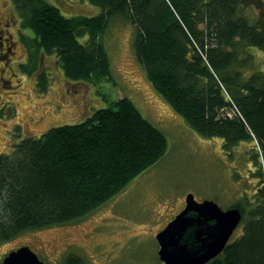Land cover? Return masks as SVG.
I'll return each instance as SVG.
<instances>
[{
	"label": "trees",
	"instance_id": "trees-1",
	"mask_svg": "<svg viewBox=\"0 0 264 264\" xmlns=\"http://www.w3.org/2000/svg\"><path fill=\"white\" fill-rule=\"evenodd\" d=\"M16 1L31 6L23 27L35 50L76 82L111 80L103 35L114 19L127 21L143 73L185 124L226 151L251 145L260 189L231 206L242 211L240 234L206 264H264V71L245 75L249 48L264 51V0H88L99 12L87 17H64L45 0ZM250 7L258 10L252 21ZM83 119L0 154V243L84 218L167 151L166 137L127 97ZM65 264L83 262L68 256Z\"/></svg>",
	"mask_w": 264,
	"mask_h": 264
},
{
	"label": "rangeland",
	"instance_id": "rangeland-1",
	"mask_svg": "<svg viewBox=\"0 0 264 264\" xmlns=\"http://www.w3.org/2000/svg\"><path fill=\"white\" fill-rule=\"evenodd\" d=\"M45 1L56 6L64 17H87L99 12L88 0ZM27 4L0 0V26L10 34L13 27L21 29L31 16V6ZM244 12L251 21L258 16L254 7ZM4 22L10 26L6 28L1 24ZM21 31L26 34L29 53L17 45L14 57L9 56L13 62L0 64V154L10 152L22 138L38 137L50 127L80 122L92 111L113 107L123 97L163 133L167 151L84 218L22 233L0 243V263L11 250L27 245L46 264H65L68 256L79 258L83 264H165L157 256L155 235L178 214L187 194L196 201H214L222 210L244 198L253 200L261 179L256 177L258 168L255 170L251 158V145L239 142L226 151L219 138L200 136L187 126L143 73L133 52L135 30L127 21L114 19L105 30L103 42L112 77L97 83L67 80L49 55L45 59L41 56L42 64H37L36 45L27 36L32 33L24 27ZM88 37L85 31L76 40L85 44ZM249 53L253 58L245 75L264 71V51L252 47ZM27 54L37 58L34 75L42 73L49 79L42 87L44 80L37 84L25 66H17V61ZM240 227L241 224L231 238L240 234Z\"/></svg>",
	"mask_w": 264,
	"mask_h": 264
},
{
	"label": "water",
	"instance_id": "water-1",
	"mask_svg": "<svg viewBox=\"0 0 264 264\" xmlns=\"http://www.w3.org/2000/svg\"><path fill=\"white\" fill-rule=\"evenodd\" d=\"M182 210L159 231L157 256L165 264H206L217 257L241 223L237 207L222 210L211 200L196 201L187 194ZM0 264H46L29 246L11 250Z\"/></svg>",
	"mask_w": 264,
	"mask_h": 264
},
{
	"label": "flooded vegetation",
	"instance_id": "flooded-vegetation-1",
	"mask_svg": "<svg viewBox=\"0 0 264 264\" xmlns=\"http://www.w3.org/2000/svg\"><path fill=\"white\" fill-rule=\"evenodd\" d=\"M1 24H6V28L7 27H9L10 25L7 23V22H4V23H1ZM13 24H14V22H13ZM2 28V29H1ZM13 29H14V32H13V34H10L5 28H3L2 26H0V64H8V63H11V62H13L12 61V58L14 57V48L17 46V45H21V46H23L24 47V49L25 48H27V51L25 52V53H29V51H28V46H26V43H28V41H27V39L25 38V36L24 35H26V34H24L22 31H21V29H22V26H21V29H19V27H17L16 26V28L15 27H13ZM24 34V35H23ZM15 35V37H16V40H14L13 39V36ZM27 36H29V39H33V35L32 34H29L28 33V35ZM20 42V43H19ZM34 53L35 54H38L39 53V58H38V60H37V64L39 63V65H41L42 64V57L45 59V55L44 54H42V52H35L34 51ZM12 56V58L11 57H9V56ZM21 55H19V57H20ZM42 56V57H41ZM22 57V56H21ZM18 58V57H17ZM34 60H35V58L33 59V57L32 58H30L29 57V55L27 54L26 56H25V59H24V57L21 59V60H19V61H17V60H15L14 62H16L17 61V66L19 67V68H21V66H22V68L24 69V66H26V67H28V69H30V70H32V72H31V74H33L34 75V70L36 69V65H33V62H34ZM42 67H40V69H41ZM2 71H3V69H2ZM41 74L42 73H38V74H35L34 76V78H36V81L35 82H37V84L40 82V79L41 78H43L44 79V83L46 82V80H49V79H47L46 77H41ZM42 75H44V74H42ZM45 76V75H44ZM47 85V84H46ZM259 190V189H258ZM183 206H184V203L182 204V207H181V209L183 208ZM180 209V210H181ZM180 210H178V212L180 211ZM177 212V213H178Z\"/></svg>",
	"mask_w": 264,
	"mask_h": 264
},
{
	"label": "bare ground",
	"instance_id": "bare-ground-1",
	"mask_svg": "<svg viewBox=\"0 0 264 264\" xmlns=\"http://www.w3.org/2000/svg\"><path fill=\"white\" fill-rule=\"evenodd\" d=\"M40 260V259H39ZM41 261V260H40ZM42 262V261H41ZM42 263H44V262H42Z\"/></svg>",
	"mask_w": 264,
	"mask_h": 264
}]
</instances>
